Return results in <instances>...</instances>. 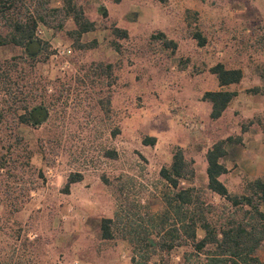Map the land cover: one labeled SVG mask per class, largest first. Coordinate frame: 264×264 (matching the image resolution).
<instances>
[{
	"label": "rangeland",
	"instance_id": "obj_1",
	"mask_svg": "<svg viewBox=\"0 0 264 264\" xmlns=\"http://www.w3.org/2000/svg\"><path fill=\"white\" fill-rule=\"evenodd\" d=\"M72 3L94 23L80 37L64 0H16L21 12H57L48 13L49 25L38 23L44 48L34 60L12 43L0 46V264H131L133 248L122 235L137 224L149 229L164 209L170 188L160 169L178 149L195 170L182 185L217 209L228 210L206 188L205 154L214 141L242 139L221 159L231 193L264 178V95L252 91L264 88V0ZM126 24L125 38L115 29ZM163 30L175 49L152 38ZM217 62L243 77L229 87L237 91L229 107L211 119L202 96L218 88L209 71ZM40 103L42 123L19 120L25 106ZM71 175L79 179L66 191ZM102 218L115 220L111 239L101 236ZM257 254L264 261V243ZM198 257L184 245L150 261L205 259Z\"/></svg>",
	"mask_w": 264,
	"mask_h": 264
},
{
	"label": "trees",
	"instance_id": "obj_2",
	"mask_svg": "<svg viewBox=\"0 0 264 264\" xmlns=\"http://www.w3.org/2000/svg\"><path fill=\"white\" fill-rule=\"evenodd\" d=\"M72 1L64 0L66 9L63 11L76 26L73 33L80 37L84 32L91 30L94 23L87 20L83 10L77 9ZM13 8L16 10L9 13ZM17 8L16 0H0V20L3 22L0 24V46L12 43L22 48L27 58L34 60L44 48V42L36 36L38 23L49 25L46 17L48 13L57 12V9L45 7L44 13H41L28 9L21 12ZM115 30L121 37L128 36L125 29ZM164 36L158 32L152 35V38L161 39L164 46L175 49L176 43ZM194 36L199 45L204 44L205 39L199 32L194 33ZM1 70L0 62V76L3 74ZM209 71L215 75L220 89L204 92L202 100L210 104L209 117L217 119L237 95V91L229 90L227 87L239 83L243 72L240 68H227L221 62L211 66ZM252 91L264 95V88L254 87ZM23 110L24 113L19 115L22 123L37 125L46 119L47 111L41 103L25 106ZM154 138H148L145 143L153 144ZM241 140V136L235 138L228 136L216 140L205 154L206 188L220 196L226 202L228 210L225 208L226 205L217 209L215 205L203 201L200 191L193 185H182L183 182H191L195 170L192 162L185 158L180 149L173 153L170 165L160 169L161 178L170 188L163 197L164 209L148 220L149 229H142L141 225L137 224L122 235L133 248L131 264H157L150 261L157 251L167 252L184 245L190 246L199 260L201 259L198 256L204 255L205 259L198 264H264L256 254L258 247L264 242V178L256 177L248 181L241 193H231L219 179L220 175L227 172L226 166L221 162L227 155V145L240 143ZM78 179L79 177L71 175L65 190L67 191L70 184ZM115 226L114 219L102 218L100 220L102 238H113ZM140 230L143 234L137 235ZM199 230L203 232L201 238L198 236ZM151 234H155L157 239L151 237Z\"/></svg>",
	"mask_w": 264,
	"mask_h": 264
},
{
	"label": "crops",
	"instance_id": "obj_3",
	"mask_svg": "<svg viewBox=\"0 0 264 264\" xmlns=\"http://www.w3.org/2000/svg\"><path fill=\"white\" fill-rule=\"evenodd\" d=\"M121 5H122V4H121ZM124 12H125V11H124ZM126 14H127V12L124 13L123 18L125 17ZM122 28H124V29L127 31V34H128V35L131 34V28H130L129 25H127V24H126V25H122ZM37 31H38V32H37L36 36H37L39 39H41L42 36H43V32H44V31H43V25L38 24V26H37ZM161 33H163V34L165 35V31H164V30H163ZM164 37L167 39L166 35H165ZM170 40H171V39H170ZM174 42H175V41H174ZM216 80H217V79H216ZM217 84H218V82H217ZM232 85H233V84H232ZM230 86H231V85H229V86L227 87V89H229ZM219 89H220V87L218 86V88H217L216 90H219ZM229 90H230V89H229ZM208 91H209V90H208ZM232 91H235V90H232ZM235 97H236V96H235ZM235 97H234V98H235ZM234 98H233V99H234ZM231 102H232V101H231ZM231 102H230V104H231ZM230 104H229V105H230ZM229 105H228V107H229ZM209 107H210V104H209ZM228 107H227V108H228ZM227 108H226V109H227ZM226 109H225V110H226ZM225 110H224V111H225ZM223 113H224V112H223ZM223 113H222V114H223ZM221 162H222V161H221ZM206 166H207V163H206ZM206 166H205V172H206ZM222 175H223V174H222ZM206 177H207V176H206ZM219 179L221 180V175H220ZM221 181H222V180H221ZM222 182H223V181H222ZM206 184H207V183H206ZM198 236H199V234H198ZM202 236H203V234H202L201 236H199V238H201ZM263 243H264V242H263ZM263 243H262V244H263ZM262 244L258 247L257 251L261 248ZM257 251H256V254H257ZM257 256H258V258H259V255H258V254H257ZM259 259L261 260V258H259ZM261 261H263V260H261Z\"/></svg>",
	"mask_w": 264,
	"mask_h": 264
},
{
	"label": "built area",
	"instance_id": "obj_4",
	"mask_svg": "<svg viewBox=\"0 0 264 264\" xmlns=\"http://www.w3.org/2000/svg\"><path fill=\"white\" fill-rule=\"evenodd\" d=\"M37 28H36V34H37ZM65 48H58L57 51L58 53L60 54H63V53H71V49L70 48H67L66 50H64Z\"/></svg>",
	"mask_w": 264,
	"mask_h": 264
}]
</instances>
